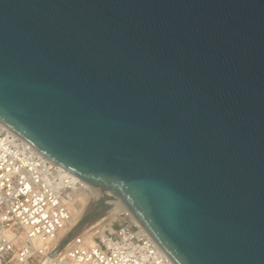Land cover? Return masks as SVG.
<instances>
[{"label":"water","instance_id":"water-1","mask_svg":"<svg viewBox=\"0 0 264 264\" xmlns=\"http://www.w3.org/2000/svg\"><path fill=\"white\" fill-rule=\"evenodd\" d=\"M0 122L117 198L174 264H264V0H0Z\"/></svg>","mask_w":264,"mask_h":264},{"label":"built area","instance_id":"built-area-1","mask_svg":"<svg viewBox=\"0 0 264 264\" xmlns=\"http://www.w3.org/2000/svg\"><path fill=\"white\" fill-rule=\"evenodd\" d=\"M82 184L0 122V264H174L142 225L119 214L87 242L76 234L49 254L69 224ZM127 218V220H126Z\"/></svg>","mask_w":264,"mask_h":264},{"label":"bare ground","instance_id":"bare-ground-1","mask_svg":"<svg viewBox=\"0 0 264 264\" xmlns=\"http://www.w3.org/2000/svg\"><path fill=\"white\" fill-rule=\"evenodd\" d=\"M74 178H77V180L82 184L83 189H85L83 192L81 191V194H85L86 195V199L88 200V198L90 199L91 196H100V195H105V192L102 191L101 189L95 188L91 185H89L88 183H86L85 181H83L82 179H80L79 177H77L76 175H74ZM113 203H115V206H113L110 211L107 212V215L105 213V216L102 217L101 219L98 218V220H95L91 223H89L86 227H84L82 230H79L77 232V234H80L81 236H83V238L87 241V242H92L93 241V234H94V226H105L106 229L110 230L111 228V223L109 220L110 216H116L119 214H128L132 219H134L136 222H138L136 220V218L132 215L131 211L122 203L121 200L114 198L113 199ZM83 208L82 205L79 209V214H77L75 217H73V211L72 207H70V211H71V218L69 221V224L67 225V227L62 230L58 236V238L56 239V243L65 235V233L79 220V218L82 216L80 213L82 212ZM84 213V212H83ZM82 213V214H83ZM112 216V217H113ZM109 219V220H108ZM108 220V221H107ZM139 223V222H138ZM91 227V228H90ZM70 242V241H69ZM68 242V243H69ZM65 244L61 246V249L58 252H64L65 249L67 248V246L69 244ZM56 252V253H58Z\"/></svg>","mask_w":264,"mask_h":264},{"label":"rangeland","instance_id":"rangeland-1","mask_svg":"<svg viewBox=\"0 0 264 264\" xmlns=\"http://www.w3.org/2000/svg\"><path fill=\"white\" fill-rule=\"evenodd\" d=\"M87 197H86V195L85 194H83V196H79V195H75L73 198H72V201H71V204H70V207H72V210H74L73 211V217H75L77 214H79V209H80V207H81V205H82V208H83V210H82V212L80 213L81 215H82V213L85 211V209H86V206L88 205V203L90 202V199L88 198V200L86 199ZM110 211V210H109ZM106 215H107V213H106ZM105 216V214L104 215H102L99 219H101L102 217H104ZM113 216V215H112ZM112 216H110V218L109 219H112V220H109L110 221V223H111V226H115L116 224H117V219L119 218V216L118 215H114L113 217ZM96 220H98V218L96 219ZM107 220V221H108ZM126 220H127V218H126ZM95 221V220H94ZM91 228V227H90ZM95 230H98L99 232H102V231H106V230H108V229H106V227L105 226H97V225H95L94 226V229H93V231H95Z\"/></svg>","mask_w":264,"mask_h":264}]
</instances>
